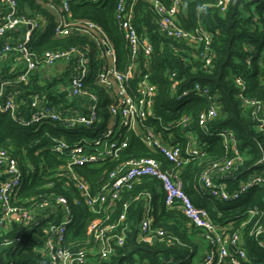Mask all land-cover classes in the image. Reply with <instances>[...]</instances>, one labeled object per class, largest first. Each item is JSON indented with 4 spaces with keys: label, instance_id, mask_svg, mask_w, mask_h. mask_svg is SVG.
<instances>
[{
    "label": "trees",
    "instance_id": "1",
    "mask_svg": "<svg viewBox=\"0 0 264 264\" xmlns=\"http://www.w3.org/2000/svg\"><path fill=\"white\" fill-rule=\"evenodd\" d=\"M16 1L20 15L43 18L49 22L46 29L33 33L28 44L34 58L40 61V66L46 52L79 48L91 57V69H100L99 50L87 36L76 31L64 38L54 36L55 14L49 5L59 8L63 0ZM119 1L99 0L91 3L87 0H69V5L73 19L95 23L106 33L116 52L117 68L125 73L133 61L117 23ZM159 1L167 9L174 2ZM126 4L128 8L133 6L134 23L139 35L145 37L153 47V52L148 56L139 53L135 61L136 71L127 83L129 92L136 95L140 81L148 76V82L156 88V95L152 106L154 118H149L147 124L163 144L178 145L183 154L189 145L201 150L202 155L194 160L190 159L179 169V178L184 184L185 192L196 206L209 211L213 221L221 224L234 223L231 233L237 232L240 235L249 259L244 264H264V248L259 245L264 243V232L258 236L252 233L258 224L264 223V186L257 184L239 199L225 201L211 197L203 189L200 180L204 172H213L214 164H225L237 156L242 161H237L231 171L215 173L214 181L217 184H224L227 191L233 193L254 176L264 178V133L257 129L258 115L264 114V0H230L225 12L217 7V0H182L178 25L185 32H195L202 26L211 36L207 47L204 44L168 38L158 27L160 17L150 2L126 0ZM4 13L5 10L0 5V16ZM150 22L154 29H151ZM21 34V30L7 32L0 38V47L5 44L16 45ZM210 56L211 63L207 65L206 61ZM9 59L15 61L14 54L0 62L2 101L13 96L19 107L17 106L14 114L9 111L0 112V150L17 159L24 177L30 169L35 168L36 175L24 182L19 194L21 198H29L51 192L45 186L60 163L59 156L47 150L39 151L49 143V138L43 137L42 133L35 135L34 129L23 123L33 116L32 96L42 94L44 106L56 107L62 115L68 110H74L81 99L70 97L68 91L60 90V86H66L70 81L69 71L63 70L47 79L40 78L37 71L27 82H22L19 80L22 67L16 65L11 69L5 66ZM73 68L74 64L68 63L67 69ZM93 74L85 78L84 90L99 96L100 114L104 117L107 116L112 101L110 102L107 89L94 82ZM196 86L207 90V94L202 96L194 93ZM185 91L191 93L178 100L177 97ZM243 99L260 102L263 110L256 114L255 108L244 105ZM213 105L218 108V115L209 120L205 127H201L199 116ZM184 118H189L190 122L187 126H180ZM53 131L58 136L66 133L59 129ZM224 133L232 134L233 144L224 143L221 136ZM66 138L71 139L69 136ZM127 139V149L115 162L101 168L81 169L92 185L101 172L129 159L154 158L166 169L174 167L173 163L159 151L147 146L135 133H131ZM184 157L186 158L185 154ZM3 173L0 170V184L6 179ZM56 191L65 193L59 189ZM146 194L152 195L155 227L168 230L184 246H137L136 250L133 249L131 241L142 219ZM163 197L158 182L151 178H144L132 191L123 193L120 203L130 202L128 222L132 232L127 244L117 255L98 264H134L139 261L159 264L162 255L184 259L191 250L197 253L204 250L203 232L189 225L181 211L167 208ZM251 211H255L256 215L252 217ZM75 226L78 228L76 238L85 239V223L78 219ZM42 235L41 225L23 228L20 224H15L10 230L0 229V260L3 264H43L44 258L37 252L42 246ZM224 264H231V259H227Z\"/></svg>",
    "mask_w": 264,
    "mask_h": 264
},
{
    "label": "built area",
    "instance_id": "2",
    "mask_svg": "<svg viewBox=\"0 0 264 264\" xmlns=\"http://www.w3.org/2000/svg\"><path fill=\"white\" fill-rule=\"evenodd\" d=\"M87 1L97 3L99 0ZM146 1L152 4L154 11L159 15L157 25L168 38L204 44L206 47L210 44L211 36L202 26L195 32H185L178 25L182 0H174L170 9L162 6L159 0ZM229 4L230 0H217V7L221 12H225ZM0 5L5 10L4 15L0 16V38L12 30L22 31L21 39L16 45L5 44L0 47V62L14 54L16 65L23 69L19 78L22 82H27L29 77L41 68L50 70L58 63L72 62L73 69H64V72L69 71L70 81L66 86H60V90L68 91L70 97L81 99L74 110H68L62 115L56 107L44 106L42 94L32 96L31 106L34 113L30 120L23 123L26 127L34 129L35 135L42 133L43 137L49 138V143L39 151L47 150L59 156L60 163L45 186L51 192L21 198L19 194L23 184L28 182V178L36 175L35 168L30 169L24 177L17 159L0 150V170H3L6 177L0 184V229L10 230L15 224H20L23 228L41 225L42 246L37 252L44 258L43 264H98L109 261L125 247L132 232L128 222L130 202L120 203L123 193L132 191L144 178H151L159 184V189L164 195V205L181 211L189 225L200 229L204 234V250L201 253L191 250L184 259L162 255L159 264H224L227 259H231V264L248 263L240 235L237 232L231 233L234 223L221 224L213 221L206 208L194 204L179 178V169L190 159L194 160L202 155L201 150L189 145L184 153L185 158L178 145L163 144L147 124L149 118H154L152 106L156 95V88L148 82V76L140 81L136 95L129 92L127 83L134 76L135 61L139 53L148 56L153 52L149 41L138 33L134 23L133 6L128 8L126 0H120L116 11L119 29L127 42L133 61L129 69L122 73L117 68L116 52L106 33L95 23L73 19L69 0H63L59 8L49 5L55 14L53 34L56 38H64L76 31L87 36L99 50L100 69H91V57L79 48L46 52L40 66V61L34 58L28 44L33 33L46 29L49 22L43 18L20 15L16 0H0ZM210 63L211 56L206 61L207 65ZM91 73H94V82L107 89L110 102L112 101L107 116L100 114L99 96L84 90V80ZM237 83L241 85L240 81ZM207 92L199 86L194 88V93L198 95L205 96ZM190 93L185 91L177 99L181 100ZM2 96L0 90V112L9 111L14 114L17 106L19 107L14 97L9 96L7 100L2 101ZM243 102L244 105L254 107L256 114L263 110L258 101L243 99ZM217 113L218 108L211 106L199 116L200 126L205 127ZM189 122V118H184L180 126H187ZM258 122L257 129L264 133V114L258 115ZM58 129L66 131L65 134L71 139H67L65 134L58 136L53 131ZM131 133L140 136L151 149L159 151L174 167L166 169L154 158L129 159L101 172L92 185L81 169L101 168L115 162L127 149V137ZM221 136L226 145L233 144L232 134L224 133ZM237 161L241 162V157L237 156L225 164H214L213 172L206 171L202 174L201 185L211 197L225 201L236 200L253 186H264V178L254 176L242 183L238 191L229 193L224 184L214 181L215 173L231 171ZM57 189L65 193H59ZM153 210L152 195L146 194L142 219L136 227L135 244L138 247L184 246L180 239L168 230L155 227ZM250 215L253 217L256 212L251 211ZM78 219L85 223L86 235L83 240L76 238L78 228L75 224L77 225ZM263 232L264 223L258 224L252 231L256 236ZM259 245L264 248V243ZM134 264L147 263L139 261Z\"/></svg>",
    "mask_w": 264,
    "mask_h": 264
},
{
    "label": "crops",
    "instance_id": "3",
    "mask_svg": "<svg viewBox=\"0 0 264 264\" xmlns=\"http://www.w3.org/2000/svg\"><path fill=\"white\" fill-rule=\"evenodd\" d=\"M4 65L11 67V69L16 67L15 61L13 59L7 60ZM67 67H68V64L64 62L58 63L56 66H54L50 70L41 68L40 70H38L37 74L40 75V78L42 77L43 79H47V78L52 77L53 75L62 73V71L64 69H67Z\"/></svg>",
    "mask_w": 264,
    "mask_h": 264
},
{
    "label": "water",
    "instance_id": "4",
    "mask_svg": "<svg viewBox=\"0 0 264 264\" xmlns=\"http://www.w3.org/2000/svg\"><path fill=\"white\" fill-rule=\"evenodd\" d=\"M149 25H150L151 29L155 28L151 22L149 23ZM28 28H30V27H28ZM136 232H137V229L135 230V233H134V235L132 237V241H131L134 250H136L138 248L137 245L135 244ZM0 264H3V262L1 260H0Z\"/></svg>",
    "mask_w": 264,
    "mask_h": 264
}]
</instances>
